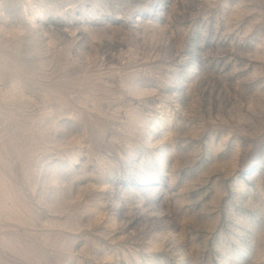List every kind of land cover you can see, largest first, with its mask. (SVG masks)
<instances>
[{"label":"rangeland","instance_id":"rangeland-1","mask_svg":"<svg viewBox=\"0 0 264 264\" xmlns=\"http://www.w3.org/2000/svg\"><path fill=\"white\" fill-rule=\"evenodd\" d=\"M0 264H264V0H0Z\"/></svg>","mask_w":264,"mask_h":264}]
</instances>
